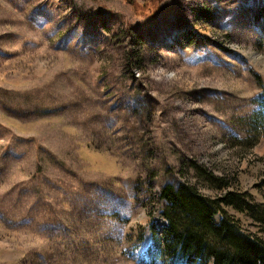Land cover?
Instances as JSON below:
<instances>
[{
  "label": "rangeland",
  "instance_id": "rangeland-1",
  "mask_svg": "<svg viewBox=\"0 0 264 264\" xmlns=\"http://www.w3.org/2000/svg\"><path fill=\"white\" fill-rule=\"evenodd\" d=\"M205 169L264 204V0H0V264H174Z\"/></svg>",
  "mask_w": 264,
  "mask_h": 264
},
{
  "label": "trees",
  "instance_id": "trees-1",
  "mask_svg": "<svg viewBox=\"0 0 264 264\" xmlns=\"http://www.w3.org/2000/svg\"><path fill=\"white\" fill-rule=\"evenodd\" d=\"M202 171L200 178L220 190L217 196L202 194L188 181L160 190L167 226L163 238H156L163 252L174 264H204L208 258L212 264H264V204L239 191L227 176Z\"/></svg>",
  "mask_w": 264,
  "mask_h": 264
}]
</instances>
